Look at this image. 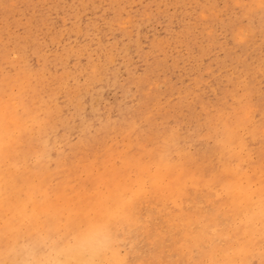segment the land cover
I'll list each match as a JSON object with an SVG mask.
<instances>
[{
	"label": "rangeland",
	"instance_id": "374dc122",
	"mask_svg": "<svg viewBox=\"0 0 264 264\" xmlns=\"http://www.w3.org/2000/svg\"><path fill=\"white\" fill-rule=\"evenodd\" d=\"M223 262L264 264V0H0V264Z\"/></svg>",
	"mask_w": 264,
	"mask_h": 264
},
{
	"label": "bare ground",
	"instance_id": "6f19581e",
	"mask_svg": "<svg viewBox=\"0 0 264 264\" xmlns=\"http://www.w3.org/2000/svg\"><path fill=\"white\" fill-rule=\"evenodd\" d=\"M161 152H162V151H161ZM165 161H166V160H165ZM193 163H194V162H193ZM156 164H157V163H156ZM160 167H161V166H160ZM172 169L174 170V168H172ZM172 169H171V170H172ZM146 173H147V172H146ZM186 173H188V172H186ZM172 178H173V177H172ZM221 179H223V178H221ZM175 180H176V179H175ZM189 180H192V179L189 178ZM212 180H213V179H212ZM154 181H155V180H154ZM173 181H174V180H173ZM216 181H217V180H216ZM142 182H144V181H142ZM217 183H218V182H217ZM158 184H159V183H158ZM224 184H225V183H224ZM226 184H228V183H226ZM171 185H172V184H171ZM150 186H151V185H150ZM155 186H156V185H155ZM161 186H162V185H161ZM174 186H175V185H174ZM220 186H221V184H220ZM156 187H157V186H156ZM156 187H153V186H152L153 189L156 188ZM141 188H142V187H141ZM152 188H151V189H152ZM174 188H175V189H173L174 191L177 190L176 186H175ZM147 189H148V188H147ZM156 189H157V188H156ZM159 189H160V186H159ZM159 189H158V190H159ZM144 190H145V189H144ZM227 190H228V188H227ZM170 191H171V190H170ZM168 192H169V191H168ZM171 192H172V191H171ZM227 193H228V192H227ZM132 196H133V195H132ZM120 198H121V197H120ZM116 199H118V198H116ZM234 200H235V199H234ZM234 200H233V201H234ZM237 201H238V200H237ZM115 202H116V201H115ZM232 203H233V202H232ZM232 203H231V204H232ZM117 204H118V203H117ZM131 204H132V203H131ZM128 208H129V207H128ZM233 208H234V207H233ZM240 208H241V207H240ZM104 210H105V209H104ZM121 211H122V210H121ZM115 212H116V211H115ZM234 213H235V212H234ZM105 216H106V215H105ZM126 217H127V215H126ZM130 217H131V216H130ZM123 218H124V217H123ZM131 220H132V219H131ZM105 221H106V220H105ZM132 222H133V221H132ZM109 223H110V222H109ZM114 223H115V222H114ZM107 229H108V228H107ZM108 230H109V229H108ZM242 231H243V230H242ZM109 233H110V232H109ZM92 234H94V232H93ZM92 234H91V235H92ZM105 235H106V234H105ZM94 236H96V235H94ZM94 236H93V238H92V239L90 240V242H89V243H90V248L92 247L93 251L95 250V240H96V238H94ZM107 236H108V235H107ZM96 237H97V236H96ZM111 238H112V237H111ZM108 239H109V238H108ZM98 240H101V239H98ZM113 240H114V239H113ZM96 241H97V240H96ZM103 241H104V240H103ZM251 242L253 243V241H251ZM75 243H76V241H75ZM96 243H97V242H96ZM99 243H100V242H99ZM249 243H250V242H249ZM106 244H107V241H106ZM112 244H113V243H112ZM96 245H99V244L97 243ZM99 247H101V245H99ZM109 247H111V246H109ZM109 247H108V248H109ZM97 248H98V247H97ZM108 250H109V249H108ZM100 251H101V250H100ZM87 253H88V251H87ZM62 254H63V253H62ZM95 254H96V253H95ZM102 254H103V253H102ZM104 254H105V253H104ZM104 254H103V256H104ZM227 257H228V256H227ZM230 257H231V256H230ZM76 258H77V257H76ZM103 258H104V257H103ZM228 258H229V257H228ZM68 260H69V259H68ZM106 261H107V260H106ZM106 261H105V262H106ZM40 262H41V261H40ZM36 263H38V262L36 261ZM224 263H225V262H223V264H224ZM226 263H227V262H226Z\"/></svg>",
	"mask_w": 264,
	"mask_h": 264
}]
</instances>
